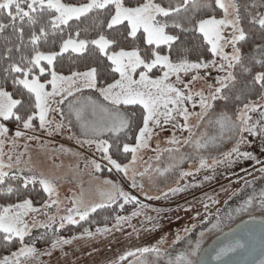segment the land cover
Segmentation results:
<instances>
[{"label":"snow or ice","instance_id":"obj_1","mask_svg":"<svg viewBox=\"0 0 264 264\" xmlns=\"http://www.w3.org/2000/svg\"><path fill=\"white\" fill-rule=\"evenodd\" d=\"M214 2L223 12L219 18L212 11L197 18L203 10L212 9V4L202 3L201 0H0V39L4 46L0 53V121L15 120L23 129H33L34 121L38 120L39 127L48 129L51 134L64 128L62 120L56 122L49 118L55 111H59L62 117L64 115L62 107L54 108L53 105H63L74 92L96 89L103 100L111 105L105 107L88 98L93 112L99 110L103 113L99 122L84 121L83 108L68 105L69 112H75L76 119L81 122L83 134L95 137L84 141L78 139L77 142L94 145L103 160L110 165L108 170L115 169L122 174V178L132 188L140 189L147 200L167 198L169 194L174 195L194 186H181L177 183V186L168 188L166 192L152 196L144 190L145 184L137 180V177L148 175L151 169L149 165L144 171L136 170V163L140 159L138 154L148 149L153 138L165 131L167 125L187 131L188 135L181 140L173 132L168 142L177 147L161 150L157 145V160L162 152L179 153L181 145H188L197 153V167L181 171V179L192 177L201 170H214L220 165L229 166L238 159L264 164L253 152L241 150L242 145L250 143L248 136H259L262 138L261 144H264V42L255 44L253 54L245 57L240 45L246 41L249 32L242 26L240 4L237 0ZM260 6L264 7V0H260ZM251 7L255 8L257 4L254 2ZM250 23L259 27L261 40L264 41V12L251 15ZM9 30L11 35H4ZM197 33L199 43L192 47L181 39L182 34ZM229 47L231 51L226 50ZM69 52L102 55L110 61L111 70L119 78L98 86V70L94 66L85 71L71 72L70 75L58 72V58ZM154 69H158L160 74L152 75ZM213 69L223 74L212 77L214 83L207 85V92L204 88L194 90L191 87L194 81L211 77ZM201 70H204V76L200 75ZM185 76H190V79L186 81ZM9 79L14 91L6 87ZM237 85L242 87L238 89ZM257 88V99L249 100L248 94ZM233 98L247 102L242 103L238 112L230 115L227 102ZM218 101L225 103L221 107ZM188 102H191L192 110ZM197 104L199 111H196ZM122 106L140 107V123L133 137L134 142L131 143L123 142L121 134L126 136L131 130L136 113L121 111ZM255 113L259 114L256 119L253 118ZM205 123L213 126L216 132L210 135L207 129L199 134L194 131ZM71 124L69 120L68 126L71 127ZM8 131L5 124L0 122V138L5 137ZM105 133L110 134L111 139L102 138ZM24 135L26 133L19 129L15 133V137ZM225 139L233 142L232 147L221 152L219 157H211L209 163L210 158L203 155L202 151L218 147ZM3 143L4 140L0 139V144ZM128 156L131 158L128 159ZM8 159L11 161L12 158ZM179 159L183 162L192 157L184 154ZM16 163H21L19 158ZM91 165L95 172L103 170L95 159ZM5 169L12 170L13 164L5 163L3 153L0 152V194L17 198V202L0 204V241L5 244L15 242L19 247L10 255L0 258V264H44L41 256H51L53 251L62 249L74 240L108 233L111 229L107 226L98 227L95 233L86 228L79 236L65 238L57 234L55 226L58 224L62 229L66 223L78 224L87 220L98 208L117 201H122L119 203L121 209L126 204L137 205L131 216L144 215L149 221H159V213L164 211L154 209L157 216L148 215L145 210L150 205L126 191L120 183L105 179L103 183L108 188L102 193L103 202H86L81 192L72 198V207L67 208L66 215L57 217L45 211L47 222H41L36 220L35 214H39L42 209L56 206L59 211L61 201L58 177L37 171L34 167L28 168L27 174L23 168L11 171V174ZM259 171L264 173V167ZM209 179L212 177H204V180ZM36 184L48 196L40 207L34 206L31 198H20L23 190ZM259 196L260 206L264 209V189ZM208 198L213 203H219L212 197ZM253 201L254 196H249L235 211H247ZM204 207L207 209L208 205ZM30 215L33 216L31 224L26 219ZM130 219L117 215L114 227ZM219 225L218 220L213 228ZM37 227L46 232L33 238L32 229ZM152 227H160V224L154 223ZM49 230L53 236L50 246L43 250L37 248L36 240L44 239ZM189 231L187 227L184 229L185 233ZM200 235L201 239L194 247L174 257L169 254L166 264H208L202 255L204 233ZM175 239H182L179 232ZM164 242L165 238L162 237L157 245ZM157 245L126 252L119 259L123 261L135 253H154L156 259L151 264H160V257L164 253ZM243 247V242L236 240L216 252L215 259L219 261L223 256ZM112 264L119 262L114 261ZM144 264L149 262L145 261ZM260 264H264V260Z\"/></svg>","mask_w":264,"mask_h":264},{"label":"rangeland","instance_id":"obj_2","mask_svg":"<svg viewBox=\"0 0 264 264\" xmlns=\"http://www.w3.org/2000/svg\"><path fill=\"white\" fill-rule=\"evenodd\" d=\"M201 2L212 4V9L203 10L197 18H200V16H206L209 11L214 12L218 18L223 15L222 10L218 8L214 0H201ZM254 2L257 4V7L252 8L251 5ZM237 3L241 6V15L243 17L242 26L249 33L252 31L254 33L257 32L259 27L252 25L250 23V19L251 15H254L258 12H264V7L260 6V0H237ZM242 43L243 42H241L240 46L242 48V52L244 53ZM255 44L256 43L251 46L252 48L247 52V55L244 53L245 57L253 54ZM226 50L231 51V48L229 47ZM159 74L160 72L158 69L153 70L152 75L155 76ZM222 74L223 73L218 72L216 69H213L211 77L207 78V80L194 81L191 87L194 90L204 88L207 92V85L209 83H214L212 77ZM200 75L204 76V70L200 71ZM184 79L187 81L190 79V76H185ZM238 86L239 85H237V88ZM89 97L91 100L97 101L98 103L103 104L105 107H111L110 103L108 101H104L96 89H83L81 92H74L73 96L68 97L63 105H53L54 108L62 107L64 110V115L62 117L59 111H55L50 114L49 118L56 122L62 120L64 123V128L60 131H54L51 134L49 133L48 129H41L39 127L38 120L34 121L35 127L33 129H23L22 126H19L18 124L10 125L7 123V121H0L4 123L9 129L6 136L0 138L4 140V143L0 144V152L3 153V160L5 163L11 162L13 164V169H5L6 171H10L11 173V171H17L20 168H23L25 170V174H27V169L34 167L37 171H43L47 174L58 177L57 184L61 201V204L59 205V211H57L56 206H53L51 209L47 210L42 209L39 214H35V218L38 221L47 222L48 216L44 214L45 211H47L48 215H57V217L60 215H66L67 208L72 207V198L74 196H79L81 192L84 193L86 202L100 203L104 200L102 193L107 190L108 186L103 183L102 179H96L92 171L93 167L91 165V161L95 159L101 164V168L103 170H108L110 165H108L107 162L103 160L101 153L96 150L94 145L90 146L86 143L77 142L78 139L80 141H84L86 139H92L95 137L91 135L85 136L83 134L80 127L81 122L76 119L75 112H69L68 107L69 104H72L74 107L78 108L82 107V117L84 121L90 123L99 122L103 116V113H101L99 110H97L95 113L93 112L91 102L88 99ZM188 103L190 110H192L191 102ZM217 103L222 107L225 102L218 101ZM238 103L239 102L234 98L227 102L230 115L232 113L238 112V110L242 107V105H238ZM125 110L127 109L121 107V111ZM196 111H199L198 104ZM258 115V113L253 114V118H258ZM69 120L72 122L71 127L68 126ZM192 122L195 123V120L193 119ZM165 128V133L171 129L172 131H175L176 136L181 138V140H183V138L188 135L187 131L174 129L171 125H167ZM18 129L24 131L26 135L22 137H15V133ZM205 129H207L210 135L216 132V129L213 126L207 125V123H205L199 129H194V131L199 134L200 132H204ZM163 132L164 131L160 132L158 136L153 138L148 149H145L138 154L140 159H138L136 163V170L138 172L144 171L149 165H151V169L148 175L143 178L137 177V180L144 184L146 181L148 185H145L144 190L152 196L160 195L161 191L165 192L168 190V188L177 186V183H179L181 186H183L182 183H184V185L188 184L194 186H190L186 188L185 191L176 193L174 195L169 194L167 199L174 198L179 195H187L189 193L198 194L199 197L196 198L197 200L193 199L191 201L189 210L186 212H180V210L176 209L174 216H167L163 214V216L160 218V222L157 221L160 224V228L163 227V230L160 229L162 232H169L168 235H170L171 231H177V233L179 232L182 237L180 241H176L175 236L174 239L157 245V242L161 240L160 238H152V236H150L151 233L142 234V232H138V230L141 229V226H146L149 220H146L144 215L135 217L129 216L131 219L122 222L119 226H121L123 229L126 228V230L130 229L131 227L132 230L135 225H138V235L132 233L126 237V239H129V241H136V237L140 236L138 242L140 239L145 242L142 247H136L135 249L157 245L164 253L160 257V264H166L169 254L174 257L180 252L194 247L195 243L201 239L200 234L202 232L204 233L202 244L203 251L204 248H207L211 245L217 236L236 225L242 224L249 220L264 222V209L261 208L259 203V193L262 189H264V173L260 172L259 169L264 167V164H257L254 160L238 159L234 164L229 166L220 165L214 170H201L192 177L181 179V171L194 170L197 167V153L192 147L188 145H181L179 146V153L170 154L168 152H162L159 160L156 158L152 161L148 160V155L152 153L157 145L159 147L164 146V149L177 147L172 144L168 146V144H170L168 141L171 136L168 137L163 135ZM245 135L248 136L247 133H245ZM29 137H33V139H29ZM13 138H15V143H13ZM102 138L111 139V136L110 134L105 133ZM248 139L250 143L242 145L241 150L251 151L259 160L264 161V144H261L262 138L259 136H248ZM232 143L233 142L225 139L218 147H210L207 150H203L202 154L208 156L210 158L209 163H211V157H219L221 152L227 151L232 147ZM184 154H190L192 159L181 162L179 157ZM9 157L12 158L11 161H9ZM17 158L20 159L21 163H16ZM125 162H127V160ZM169 165H173V167L170 168ZM165 169L168 170L165 171ZM102 171H100V173ZM112 171V176L115 174V176L119 177V173H117L115 169ZM205 176L212 177V179L204 180ZM88 179L94 180L88 181ZM220 181H222V185L219 184ZM245 181L248 183L246 184ZM123 186L126 191L137 195L142 202L153 201L147 200L141 193L140 189L132 188L128 181L125 180ZM29 187H40L42 189L39 184L30 185ZM249 196H254V201L251 207H249L247 211L237 213L235 210L240 208ZM208 197L218 200L219 203H213ZM28 198L33 200L34 206L40 207L41 204L48 199V196L47 193L42 189V192L36 190ZM205 204L208 205V210L204 207ZM197 213H199V215H197ZM147 214L149 215L148 212ZM229 216H231V218H229ZM26 219H28L29 223L31 224L33 216L30 215ZM218 220L220 221V230L218 228L215 231H210L211 227L217 224ZM186 222L187 224L185 225ZM70 225L72 224L66 223L65 227L62 229L59 228L58 224L55 227L57 232H59ZM192 225H195V227H192ZM112 226L113 224L108 227ZM183 226L185 228H189L190 231L185 233V228H182ZM113 229H115V227L112 228V230ZM154 230L157 231V229ZM45 232L46 230L43 228H33V238L41 236ZM92 232L95 233V231ZM129 233L130 232H128V234ZM47 234H51V231H47ZM110 234L111 233H109V235ZM102 236L103 234L100 233H97L93 237L83 236L80 239L74 240L71 244L65 245L62 249H56L53 251L51 256H41L40 259L44 262V264H112L114 261H118L119 264H144V262L147 261L149 264H151V262L156 259L154 253L142 254L141 257H139L140 253H135V255L128 256L123 261H121L119 258L123 256V253L129 251L135 252V249L132 250L131 248H127V250H125V248H123L124 251H119L122 248H117L118 250L114 248L109 249V247L105 248L103 244L105 238ZM113 236L114 240H117L119 235L116 234L112 235L111 237ZM27 239L28 238H26V240ZM149 241L151 244L148 243ZM48 247L49 246L39 249L43 250ZM10 253H6L0 258L10 255Z\"/></svg>","mask_w":264,"mask_h":264},{"label":"trees","instance_id":"obj_3","mask_svg":"<svg viewBox=\"0 0 264 264\" xmlns=\"http://www.w3.org/2000/svg\"><path fill=\"white\" fill-rule=\"evenodd\" d=\"M75 2V0H73ZM250 24V23H249ZM257 32H251L249 33L248 38L246 41L242 43V47L244 50L245 55H247V52L250 51L252 48L251 46L254 45V43H261L264 42L261 40L262 32L258 28ZM4 35H11V32H6ZM181 39L185 42V44L189 47H192L194 44L199 43V34H182ZM254 42V43H253ZM250 46V47H249ZM3 41L0 39V53L3 52ZM44 47V46H42ZM247 57V56H246ZM207 58V57H206ZM96 67L97 68V80H98V86L105 85L106 83H111L114 79H118V74L114 73L110 68V61H108L106 58H104L102 55L98 53H92V54H77V53H65L62 58H58L56 62V69L58 72L63 73L64 75H70L71 72L74 71H85L88 67ZM159 71V70H158ZM7 89L9 91H14V86L11 84V81L9 79L8 84L6 85ZM242 87L241 85L238 86V89ZM259 95V89L257 88L253 92L248 94V99H256ZM238 105H242L244 101H238ZM236 105V103H235ZM126 108L129 112H135L136 117L133 120L131 130L127 132V135L121 134V139L123 142H134L133 137L137 131V125L140 123V107L139 106H122ZM8 124H18L15 120H8ZM130 156H128V159ZM125 162V160L123 161ZM112 171L109 170H103L101 174H107V175H113ZM11 174V173H10ZM122 175V174H119ZM41 191L42 189L40 187H29L26 190H23L21 192L20 198H28L33 192L35 191ZM17 202V198L15 196L12 197H5L4 195L0 194V204L5 203H14ZM122 203V202H120ZM138 206L134 204H126L123 209L119 207V203H115L110 206H106L104 208H98L96 212L91 213L87 220L80 221L78 224L70 225L66 227L65 229L57 232L58 235L63 236L65 238H69L75 235H79L84 232V229H90L91 231H96L98 227H105L110 226L116 222L115 217L117 215L124 216L132 211H134ZM218 217V215H217ZM220 230V227H218ZM218 228L211 227L210 231H215ZM235 226L227 231H224L222 234L217 236H222L223 234L231 231L234 229ZM39 237V236H38ZM36 238V237H35ZM53 238L52 233L47 234L44 239H37L36 240V247L37 248H43L50 246L51 239ZM214 239V240H215ZM213 240V241H214ZM19 247L18 243H9L5 244L4 242L0 241V257L5 255L6 253H10L14 250H16ZM205 249V248H204ZM203 249V250H204Z\"/></svg>","mask_w":264,"mask_h":264},{"label":"crops","instance_id":"obj_4","mask_svg":"<svg viewBox=\"0 0 264 264\" xmlns=\"http://www.w3.org/2000/svg\"><path fill=\"white\" fill-rule=\"evenodd\" d=\"M170 131H168L167 133H169V134H167V133H165V131L163 132V135H166V136H168V137H170L171 136V134L173 133V132H175V131H172L171 129H169ZM168 144V143H167ZM169 145H171V144H168V146ZM156 148L157 147H155L154 148V150L152 151V153L150 154V155H148V160H150V161H152L153 159H155V157H156V155H157V152H156ZM161 150H163L165 147L164 146H160L159 147ZM144 154H145V152H144ZM131 158V157H130ZM129 158V159H130ZM126 161V160H125ZM126 163V162H125ZM92 171H93V174H94V176L96 177V179H102L103 181L105 180V179H112V180H114V181H116L117 183H120L122 186H123V183H124V181L126 180V179H124L123 180V178H122V175H119V177H117V176H115V174H114V176H112V175H107V174H103V175H101V173L100 172H95L94 171V169H92ZM189 171V170H188ZM113 172V171H112ZM93 174H92V177H93ZM90 180H94V179H88V181H90ZM127 181V180H126ZM183 185H184V183H182ZM219 184L220 185H222L223 183H222V181H220L219 182ZM145 185H148L147 183H146V181H145ZM166 185V184H165ZM217 186V185H216ZM124 187V186H123ZM207 189V188H206ZM211 189V188H210ZM162 190V189H161ZM209 190V189H208ZM161 192H163V191H161ZM160 192V193H161ZM166 192V191H165ZM199 197V195L198 194H195V193H189V194H187V195H179V196H177V197H174V198H162V200L160 199V200H153V201H144L143 203H145V204H148V205H150V208L149 209H146L145 211L146 212H148L149 213V215L150 216H152V217H155V216H157V212L156 211H154V209H163L164 211H162V212H160L159 213V217L161 218L162 216H163V214H165V215H167V216H174V212L176 211V209H178V210H180V212H186L187 210H185V209H188L189 210V207H190V205H191V201L193 200V199H196V198H198ZM197 200V199H196ZM120 202H122V201H117L116 203H120ZM113 204H115V203H112V204H110V205H113ZM110 205H108V206H110ZM209 209V208H208ZM207 209V210H208ZM136 210V209H135ZM133 212V211H132ZM189 212V211H188ZM171 214V215H170ZM124 216H126V217H129V216H131V213L130 214H127V215H124ZM160 218H159V221L158 222H160ZM154 223H157V220H152V221H148L147 222V224H146V226L144 227H142L141 226V229H139L138 230V225L136 226H134L133 227V229L131 230V227H130V229H128V230H126V228L125 229H123L121 226H119V227H115V229H113L112 230V228H114V225H116V222L113 224V226L112 227H108L109 229H111V231H109L108 233H104L103 234V236L102 237H104L105 239H104V241H103V244H104V247L105 248H108L109 247V249H117V248H122L121 250H119V251H124L123 250V248H125V250H127V248H131L132 250L133 249H135L136 247H142L143 245H144V241H142L141 239H140V241L138 242V239H139V237H136L137 238V240L135 241V240H130L129 241V239H126V237H128L130 234H137L138 235V232L140 233V232H142V234H146V233H151L150 234V236H152V238H154V237H156V238H165V241H170V240H172V239H174L175 238V234H177V231H171V233H170V235H168L169 234V232H162L161 230H163V227L162 228H160V227H157V228H153L152 227V225L154 224ZM187 224V222L185 223V225ZM182 228H185L184 226L182 227ZM154 229H157V231L156 230H154ZM161 229V230H160ZM137 230H138V232H137ZM96 232V231H95ZM128 232H130L129 234H128ZM145 232V233H144ZM109 233H111L112 235H119L118 236V238H117V240H114V236L113 237H111L110 235H109ZM153 234H155V235H153ZM172 234V235H171ZM126 235V236H125ZM133 237V236H132ZM185 237H186V235H185ZM133 238H135V237H133ZM108 239V240H107ZM111 239V240H110ZM150 240V239H149ZM113 242H114V246H113ZM119 242V243H118ZM117 243V244H116ZM148 243H150V241L148 242ZM151 244V243H150ZM148 247V246H147ZM118 250V249H117ZM104 253H106V252H104ZM125 253H123V255H124ZM141 253L139 254V257H141ZM116 257H118V256H116Z\"/></svg>","mask_w":264,"mask_h":264},{"label":"water","instance_id":"obj_5","mask_svg":"<svg viewBox=\"0 0 264 264\" xmlns=\"http://www.w3.org/2000/svg\"><path fill=\"white\" fill-rule=\"evenodd\" d=\"M236 240L244 247L216 260V252ZM208 264H260L264 260V222L249 220L235 226L231 231L215 239L202 251Z\"/></svg>","mask_w":264,"mask_h":264}]
</instances>
